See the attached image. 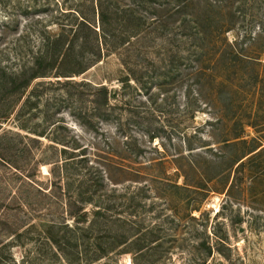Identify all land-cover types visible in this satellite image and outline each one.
I'll return each instance as SVG.
<instances>
[{"label":"rangeland","instance_id":"obj_1","mask_svg":"<svg viewBox=\"0 0 264 264\" xmlns=\"http://www.w3.org/2000/svg\"><path fill=\"white\" fill-rule=\"evenodd\" d=\"M247 1L262 27L254 39L228 32L248 58L216 60L222 84L196 74L191 42L181 40L196 0L186 8L193 15L176 14L166 33L156 29L161 14H151L126 49L81 74L38 78L35 92L32 82L0 125V264H67L52 235L82 251L74 264L105 250L89 264H264V0ZM90 10L89 0H0V61H24L41 32ZM8 22L21 40L3 34ZM88 81L110 90L104 114ZM109 152L148 174L115 170L103 183L82 159L100 166ZM79 190L101 194L110 209L93 228L91 214L79 225L71 214Z\"/></svg>","mask_w":264,"mask_h":264},{"label":"trees","instance_id":"obj_2","mask_svg":"<svg viewBox=\"0 0 264 264\" xmlns=\"http://www.w3.org/2000/svg\"><path fill=\"white\" fill-rule=\"evenodd\" d=\"M89 1L90 13L76 11L78 15L75 16L73 22L67 24L57 23L60 29L59 32H41L40 39L36 41V44L34 43V51L24 61V57H21L15 64L2 63L0 61V125L2 119L10 117L14 104L23 97L25 92L31 87L32 82H35L34 92L38 85L43 82L36 81V79L49 77L53 71L58 77L81 74L111 53L126 49L131 44L132 37L144 32L151 14H161V16L158 15L156 29L161 28L160 30L165 33L171 29L173 21L180 20L175 17L176 14L185 17L193 15V11L186 10L187 7H191L192 0ZM246 1L196 0V22L194 25L189 24L191 29L188 31V23H185L186 18L180 21V26H182L180 28L181 40L185 38V42H191L189 53L194 56L196 54V74H200L199 77L203 74L211 73L213 82L222 84L225 78L221 75L225 68L221 66L222 71L219 73L218 65L215 61H228L231 58L237 65L244 58H248L245 50L235 49L228 37V32L237 29L240 30L238 34L244 30L245 36L254 39V28L257 26H260L259 28L262 27L261 18H259L257 13L245 8ZM255 2L257 1L253 0V8ZM149 10L153 13L149 12ZM65 13L68 12L62 11L61 15H65ZM97 16L98 23L96 21ZM191 20L187 19V21ZM12 32L16 34L15 36H18L19 27H13V24L8 22L4 26L3 34L7 37ZM22 38V34L16 37L18 40ZM208 61L212 64L208 63ZM213 63L215 64L214 66ZM87 84L95 87L98 94H101V96L93 99V104L96 113L104 114L110 94L108 86L98 85L93 81H88ZM5 98H11L9 106L4 103ZM256 149H252L250 152ZM65 150L67 151L68 149L66 148ZM128 156L130 155L125 156L123 153L109 152L103 155L102 163H99L100 166L89 165L88 158L82 159V162H84L85 167L89 168L88 171H91L94 167L99 170L101 172V178H99L103 183H106V181L114 182L113 171L115 170L128 175L134 174V178L146 176L148 173H145V171L135 169L125 163ZM244 156H237L235 163L241 162ZM69 157H72V155ZM151 178L154 181L163 180L162 176L157 174L151 175ZM77 195L80 196L81 205L76 211L71 209V214L75 216V221L78 225L90 220L89 215L91 214L93 220L90 222V228H93L100 217L105 218L110 214L109 207H103V203V206L100 205V199L103 198L101 194L97 195L96 192L79 190ZM94 198H96V201H93ZM76 200L80 201L79 199ZM74 203L72 202V204ZM89 203L92 204L91 210L86 209V205ZM65 227L69 230L74 229L68 227V224H65ZM50 238L57 245L59 253L67 260V264H74L78 260L79 256H76V254H81V250L72 251L67 249V245H64L65 241L58 239L55 235L50 236ZM95 252L93 255L84 257V262L89 264L93 260H97L109 253L106 250L103 252L99 251V253ZM211 252L212 248L209 246V253Z\"/></svg>","mask_w":264,"mask_h":264}]
</instances>
